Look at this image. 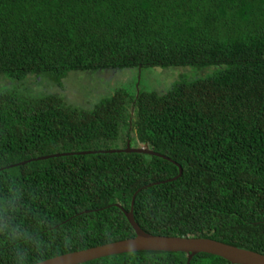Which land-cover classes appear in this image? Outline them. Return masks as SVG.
<instances>
[{
  "label": "trees",
  "instance_id": "1",
  "mask_svg": "<svg viewBox=\"0 0 264 264\" xmlns=\"http://www.w3.org/2000/svg\"><path fill=\"white\" fill-rule=\"evenodd\" d=\"M158 67L190 73L165 91L143 87L138 76ZM103 69L137 78L91 107H71L53 89L70 71ZM0 82V264L133 238L116 205L129 211L133 195L156 183L135 198L145 232L264 255V0H0ZM128 141L170 161H31ZM178 165L182 176L163 183ZM186 261L143 251L84 264ZM191 264L230 263L198 254Z\"/></svg>",
  "mask_w": 264,
  "mask_h": 264
},
{
  "label": "water",
  "instance_id": "2",
  "mask_svg": "<svg viewBox=\"0 0 264 264\" xmlns=\"http://www.w3.org/2000/svg\"><path fill=\"white\" fill-rule=\"evenodd\" d=\"M115 153H139L150 156H155L169 160L166 156H163L153 150L149 149L148 145L142 144L139 147H132L130 141L127 142L125 149H114L109 151H84L75 153H61L53 154L49 156L33 159L45 160L63 156L73 155H94V154H115ZM23 162L22 164H26ZM179 174L177 177L165 181L163 183L177 180L182 176V168L178 165ZM161 183L151 184L143 187L158 185ZM138 190L132 198L131 208L129 211L123 209L120 205H116L121 208L130 226L135 232L133 238L120 240L101 246L88 248L85 250L75 251L60 255L54 258L47 259L45 261L38 262L36 264H84L97 259L110 257L114 255H121L127 253L151 251V252H167V253H185L187 255L186 264H191L193 258L198 254H210L220 257L230 264H264V255L246 249H241L236 246L226 244L220 241H216L209 238H196V237H169L152 235L145 232L135 221L134 217V203L137 194L142 190Z\"/></svg>",
  "mask_w": 264,
  "mask_h": 264
},
{
  "label": "rangeland",
  "instance_id": "3",
  "mask_svg": "<svg viewBox=\"0 0 264 264\" xmlns=\"http://www.w3.org/2000/svg\"><path fill=\"white\" fill-rule=\"evenodd\" d=\"M189 71L175 67H158L144 71L141 77L138 76V79L141 78L140 81L145 88L165 91L179 78L180 74L190 73ZM136 78L135 70L129 69L70 71L62 80L61 85L53 89L71 107H91L120 88H130L135 83ZM31 89L38 90L39 87L34 85Z\"/></svg>",
  "mask_w": 264,
  "mask_h": 264
},
{
  "label": "flooded vegetation",
  "instance_id": "4",
  "mask_svg": "<svg viewBox=\"0 0 264 264\" xmlns=\"http://www.w3.org/2000/svg\"><path fill=\"white\" fill-rule=\"evenodd\" d=\"M140 145H137V146H135V147H139Z\"/></svg>",
  "mask_w": 264,
  "mask_h": 264
}]
</instances>
